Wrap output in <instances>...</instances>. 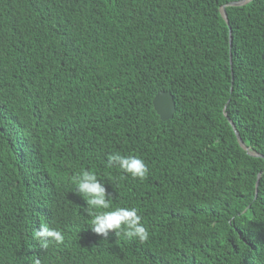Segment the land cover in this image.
Instances as JSON below:
<instances>
[{"label": "trees", "instance_id": "16d2710c", "mask_svg": "<svg viewBox=\"0 0 264 264\" xmlns=\"http://www.w3.org/2000/svg\"><path fill=\"white\" fill-rule=\"evenodd\" d=\"M238 1L0 0V264H264V0ZM82 168L148 241L92 232Z\"/></svg>", "mask_w": 264, "mask_h": 264}, {"label": "clouds", "instance_id": "9594fccd", "mask_svg": "<svg viewBox=\"0 0 264 264\" xmlns=\"http://www.w3.org/2000/svg\"><path fill=\"white\" fill-rule=\"evenodd\" d=\"M108 165H115L122 172L140 180L148 173L147 165L138 155H123L116 152L109 156ZM71 181L75 185V192L87 205L84 209L90 218L88 226L93 233L104 239H108L109 234L113 233L115 236L123 235L129 239H138L141 243L148 241L149 232L141 222L138 210L135 207H114L110 200L112 194L108 193L105 184L97 178L94 169L82 168L71 177ZM34 238L40 241L43 249H46L49 243L59 245L65 240L61 230L47 224H42L35 230ZM35 264H40L39 259Z\"/></svg>", "mask_w": 264, "mask_h": 264}, {"label": "water", "instance_id": "95a60500", "mask_svg": "<svg viewBox=\"0 0 264 264\" xmlns=\"http://www.w3.org/2000/svg\"><path fill=\"white\" fill-rule=\"evenodd\" d=\"M249 0H241L238 2H232L230 4H228V6H233V7H237V6H242L245 3H247ZM225 7L223 6L220 9V13L222 18L224 19L225 23L228 25V20H227V16H226V12H225ZM231 30L229 29L228 32V43L229 46L231 45ZM262 58H264V54L262 55ZM152 105H153V109L156 112V114L158 115V117L160 118V120L162 121H166L172 118L173 113L175 111V104L173 101V97L169 92H159L158 94L155 95V97L152 100ZM229 123L232 126V129L239 141V144L242 148L246 149V147L244 146V144L242 143V141L240 140L238 133L236 131V129L234 128V125L229 121ZM250 155L253 156H257V154H253L250 153Z\"/></svg>", "mask_w": 264, "mask_h": 264}]
</instances>
